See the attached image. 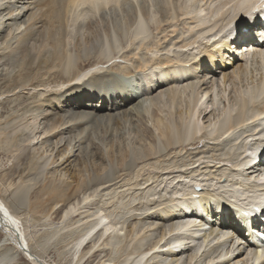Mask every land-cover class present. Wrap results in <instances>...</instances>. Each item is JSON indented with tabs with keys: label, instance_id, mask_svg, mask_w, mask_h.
Instances as JSON below:
<instances>
[{
	"label": "bare ground",
	"instance_id": "bare-ground-1",
	"mask_svg": "<svg viewBox=\"0 0 264 264\" xmlns=\"http://www.w3.org/2000/svg\"><path fill=\"white\" fill-rule=\"evenodd\" d=\"M220 1L221 0L219 1L217 0L216 2L218 3L215 2V4H212L213 3V0H212L211 5L209 4L210 5L209 6L207 5V3H205V0H200V1L199 0L197 1L196 0H152L153 3L151 2V0H0V30L3 27H5L6 24L9 25L12 28L11 34L9 33L10 34L9 37L17 39V41L12 46L10 44L7 45L8 47L7 50L5 49L4 46H2V49H0V56H2L3 58L11 57L13 59L12 60L13 64L18 66L17 69L16 67H14L16 70L14 71V73H12V75L10 74L11 76L9 75L10 77L7 79L6 87L9 88L8 90L11 89L10 91L12 92V90L14 91L16 89H21V88L22 89H36L34 93V100H32L33 102L31 101L32 103H30L31 105L30 107L31 108L36 107V109L40 108L41 110L43 109L42 117L44 118L50 114V112L44 110L45 109L43 107L44 101L46 99L50 100V98L48 95L44 99L41 98L42 97L40 96L41 92L39 93L38 91L39 90L38 88H40L38 87V84L39 82H42V79L40 77L41 81L37 79L38 82H36L33 79L35 78L34 77L35 74H38L39 72L43 71L42 73L44 75V71H46V72H49L50 75L51 74L58 75L62 79H68L65 81H69L73 77H76L74 79L79 78V80H77V83L78 85L82 86V87H79V89L75 91L78 94L71 93L72 95H70L69 97H66L63 95L61 97L51 99V102L54 101V103H58L60 105L61 110H64V109L65 110L77 109V110L71 111L72 115L70 114L67 115L65 119L61 118L63 116L61 117L58 116L55 120L56 123L51 124L52 126L51 129L48 128L50 129V131H48L47 128H45L47 131L44 130V127H43V130L46 132L44 131L42 132L46 134L47 132L48 134L50 132L53 136H56L57 134H60L61 131L63 132L64 129L69 128L71 131H73L72 132L73 136L72 138H70L69 136L70 139H69L68 144L72 142V139L75 141V143L78 142V144L79 142L84 143L85 140H87L86 142L87 146H89L90 144V146H92L93 149L96 150L95 152L96 155L101 154L103 156L102 149L100 148L98 143L97 144L95 143L96 139L98 138L97 134H99L97 127L95 128V130H93L95 125H101L102 123H104L106 126H109V128H111L112 124L119 125L126 120H129V122H133L132 127H134V129L136 125L137 126L143 125L144 131H142V134L145 135L149 139L151 144L148 145V148L147 147L144 148V144H142L141 142L143 138L141 136H138V137L136 136V137H133V140L130 143V146L132 144V149H131L132 153H130V148H129L130 146L128 147L127 143H123L124 151H122L118 145L117 149L120 152H122V153H119L120 154L119 161L121 160L120 162H123V158H124L125 164L121 163L122 165L121 166L119 165L120 166L119 172L117 170H115V172H112L111 169L109 170L107 169V172L105 171L104 173L105 175L101 177V182H103L104 184L105 183L108 184V182H112L117 177H120L123 171L129 173V171L132 170L134 172L135 167L139 166L138 164H143V162L145 161L148 162V160L150 162L151 159L152 160L153 158L156 159L155 157H157V159L160 157L163 158L167 153H170L172 150H176V148L178 149L180 147H184V148L205 147L207 149L209 148L212 151L217 150V149H221V150L223 149L226 152V155H220V154H216L214 151L212 153L213 155H211L210 157L214 163L211 162V164L208 165L209 167L207 171H206V168L203 166L204 164H201L200 167L195 169V172H192L189 174L182 173V177L187 181V184H186V181H184L183 184H186L188 189L182 190V191H181V188L173 189V190H177L174 192L175 195L177 196L176 199L171 200V196L168 195L167 192H166L167 194L160 192L163 194V195L161 194L162 196L159 193L158 196H160L161 199L156 197V199H159L160 201L158 200V203L155 206L158 207L159 203L164 202V204L161 203L164 206H162V208L159 207L158 209L160 211V215L165 218L169 217L171 219V221L169 220L170 223L167 224L168 221L165 223L167 224L166 228L170 227L172 231L174 229H175L174 231H177V232L172 233L173 236L172 235H170L171 237L169 236L170 238L168 239L167 242L164 241L165 244L167 245V246L165 245L166 247L163 246L164 248H160L163 244L158 245V242H156V243H153V245L151 244L150 250H146L143 247L144 243L146 242V239H145V237H147L146 233L143 235H140L136 239L131 240L130 242L129 240L124 242L123 239L124 238L126 239V237L122 236L121 232L119 231L116 232L118 229L114 231L116 228L115 226L117 224L115 225L112 223L114 218L111 219L110 216L112 215V213L110 212L111 210L109 211V208L107 207L109 212L107 210H106L107 212L105 210H104L105 212L104 211L98 212L95 219L91 223H89L88 226L82 229L79 232V234L76 235L71 245V248H73V251L77 250L81 242L86 240L83 244L84 246L88 242L87 239L91 236L92 233H94V230L96 228L98 229L101 228L102 230L99 233L98 238L99 239H101V237L104 239L109 238L111 241H113V242H109L110 243L109 245H111L109 246L110 247L109 252L112 254L111 257H113L115 253H118L119 256L120 255L123 256V257L120 256L121 258L117 257V262H115L116 264H144L143 262L146 258H148L149 254L151 255L153 254V252H158V251L162 253L161 254L162 256L159 255L158 256L159 258L157 257L159 261L163 262L164 260L165 261L164 263L166 264V260H167L166 258L170 256L169 258L172 260V263L170 262L171 260L169 261V263L178 264L179 263L178 261L180 259H178L177 256L178 255L180 256L181 253H184V251L186 250H190L191 252L190 258H188L189 261H186V263L187 262L190 263L192 261L195 262L197 260L196 259L197 253L201 254L199 251L206 248L205 245H207V242L210 241V239L211 240L213 239V238H209L210 235L215 234L214 231H216L218 232V237H216L217 241L219 239V240H222L221 241L222 243H225L226 240L228 242L232 240L233 241L232 245H235L236 243L235 245L236 247L234 249L231 248L232 249V250L230 249L231 252L229 251V248L228 249L226 248L227 250L225 249L226 251L223 252L222 249L220 250L217 247L219 244H222L221 242H219L218 244H216V246H214L215 248L212 250V252L214 253L215 251L219 250V253H216L217 254L216 257L224 261L233 260V262H237L239 260V258L237 257L240 255V253H242L239 249H237V247L239 248L240 244L244 246L245 248L246 247L248 248L249 246L251 247L252 242L256 239L255 237L256 236L255 232L257 231L256 228L254 229L255 231H251L250 235H245L246 233L245 234L240 233V229H236L235 227L232 228L235 225V223H233V226L230 227V225L232 224L230 223V220H227L228 209L225 205H222L218 201V199H215L213 201L215 202V205H217L216 207L218 208H214V209L211 208L210 211H207V208L210 207L209 206L210 204L204 199L207 195L210 194L209 190L199 192L200 195H202V197L199 196L198 199L196 198L197 196H195L193 191L191 190V183L197 182V179L194 178L196 174L206 175L207 177H210V178L212 176L215 177L218 175L216 178L219 179L220 176H222L223 174H226V172L224 171L225 167H228L229 169H231L232 172H229V175L235 174L236 172L240 170V168L243 169L245 165V160H241V158H242V151L246 147V145L244 144L241 145V148L237 151L236 157L238 158V161L226 163V161H228L229 158L234 156V152L231 150L232 144L236 145L234 142L230 143V138L236 137L237 134L241 132V130L246 131V130H249L252 126H256L258 124L261 125L262 124L261 120H263V118L260 120L257 117L258 115L257 110L258 108H261V109L264 108V98L260 99V96H259L256 99H251L249 102L247 99L248 90H250L251 96L254 95L255 92L259 90V87L263 84V81H264V69H263L264 65L263 67H260L258 65L259 66L258 67L255 64V62H257L258 60L257 58L259 59L261 58L264 61L263 59L264 58L263 26L258 25V27L256 26L251 27V29L253 30L252 33L254 34L253 37H248L246 35V32H243L242 29L240 30L239 28H243L244 26H246L248 22L250 8L253 6L258 7L259 9L264 7V1L259 0L261 2L254 1L253 3H251L253 0H233V3L230 7L227 6L229 4L226 5L228 9H226L225 11H223L224 7H221L222 1L221 2ZM223 2H225V0ZM204 4H206L209 7L207 8V10L210 9L207 13L208 15L210 14V17L208 19H210L211 21V17H213L212 19L214 20L212 24H214V21H216L215 23L218 25L217 26L216 24H214L212 27H214L215 29L213 28V30L212 28H210L211 30L210 29L207 30L204 27V29H206L204 30L205 32L203 31L202 29L203 27L201 25L207 20L206 18L208 17V16L206 17V15L201 12L202 11L201 7L206 6ZM151 8H153L154 9L153 11H156V13L158 14L157 20L152 15L154 12L152 13ZM204 8L203 10L206 11V9ZM86 10L91 11V13L98 12L97 14L98 18L97 17L89 18L86 22H84L85 27H86L85 29L86 33L82 34V36L80 35V39H78L76 45H74L75 47V51L73 52L74 53L73 57L75 58L74 63L78 61L77 66H79L80 64L83 65L87 63L88 64L92 63L90 59L92 56L95 55L96 52L102 54L100 58H102L103 61H100V62L107 63L106 61L108 62L111 61V63L108 64V66L106 64V67L103 66L104 64H97V63L94 64L92 69H95V71L90 75V77L88 78L89 80L88 79L86 80L85 79L86 77L84 79L80 78V77H84V75L87 74V72L83 74L82 72L84 71L80 72L79 70H76L75 73L71 75V73H73V72L70 73V70L72 69L70 67V64L72 62V55L66 49L65 39H64V34L67 30V23H68L69 16H71V14L72 15L75 14V16L78 17V15L84 13V11ZM188 13L192 15H189ZM22 16H25V17L21 19V21H23V24L21 25L22 22L20 23L18 19H20ZM76 17H74L73 15V19ZM182 17H185V18L190 17V20H194L193 24L197 22L200 23L199 25L201 26L198 25V28L202 27L201 28L202 32L198 31V34L202 33L201 36H203L204 38L203 40L201 38L202 42L199 46H196L193 44L191 45L190 43H192V41L190 42V41L182 40L181 38H184V37H181L180 39L176 38L177 35L174 34V32H176L177 28L175 29L173 25H175L176 21H178L179 19H182ZM73 19L71 18L70 20H73ZM153 19H155L157 22L155 23L156 25H155L154 30H156L157 34H161L163 40L161 41L160 46H159V54L156 53L152 56L149 55L147 57L146 52L147 51L153 52L155 48L154 45H150V41L148 42V39H147L148 38L147 37L148 35L147 23L149 21H153ZM74 20H73V23H74ZM99 24L100 25L102 24L103 27L100 26L101 27L100 28ZM210 25L211 24H209L208 26ZM208 26L206 27L208 28ZM98 27L100 29H98ZM188 27L190 28L191 25ZM194 27L195 26L193 25V28L191 29L192 32H193ZM195 28H196V33H197V27ZM234 29H235V36H229V34L232 33ZM128 32L131 33L134 40H136L135 43H137L136 46L129 48L128 53H126L127 58L129 56V58L133 59V61L130 59L129 60L125 59L124 61L122 60L123 62H121V64L119 62V66H118L116 65V63L112 62L113 58L110 60L108 56H110L111 50L114 51L113 55H116L115 54L116 52L121 53V52H118L119 50H117V47L120 44H122V39L124 38L125 35H127ZM220 32H223L222 35L216 37V35H218V33ZM34 33L40 34V37H41L40 43L42 44L45 42L47 44V47L42 48L41 45L36 46V44L33 47L30 45H24L22 43V41L25 38L31 37ZM181 33L183 32L181 31L180 34ZM187 33L186 35L191 34V33L190 34L189 33L187 34ZM166 34L171 35L168 46L171 44V48L176 50L174 54L160 53V48L162 47L164 43L165 37H167L165 36ZM195 37H193L194 41L197 40V39L195 40ZM158 42L159 40L157 37L156 44ZM194 46H196V48H199V51L195 54L190 52L191 48H194ZM240 47H243V48L241 49L240 52H237L238 48ZM17 48L19 49V52L21 53L19 57H17L16 55ZM141 50L143 51V54L140 53ZM191 53L193 55H190ZM123 54L121 53L119 55L123 56ZM156 55H159L157 59L155 58ZM246 59H247V62L245 61ZM261 59L260 61L262 62ZM114 60H116V58ZM203 63H207L208 66L203 65L204 66L203 68L202 66H199V64H203ZM60 67L63 73L59 71ZM198 68L199 69L202 68L205 70H202V72H199ZM248 70H249V75H248L249 79L244 80L242 76H244V74ZM46 72H45V75H47ZM218 73L220 74V77H216ZM43 75L41 74L40 76L43 77ZM50 75H48V77ZM235 75L240 79L241 85L244 86L243 89H240L238 91L239 93L230 96V101H229V104L227 105L230 107V109L226 111L227 113L225 114L223 118L214 122V124L212 125V128H208L207 131H202L199 133V135H196L198 134L197 132L203 130L201 128L200 123L196 119L195 112L198 110L197 108L198 101L203 95L207 93V92L206 93L204 92L205 91L204 89H207V91H209L210 86H211V85L209 86L210 80H213V78H214L215 84H217L218 80L222 81V83H226V81H228L232 76H235ZM45 82L47 83V81ZM206 82H208V84ZM29 84H31V86H29ZM247 85H250L249 87L251 88L248 89ZM194 88L196 89L195 90L196 93H194ZM187 90L189 91L187 92ZM183 92L185 95H187V96H184L185 99L183 100L185 102L184 110H182L183 106L181 105V102L179 103L180 100L182 101L181 94ZM217 93L215 94V96H218ZM30 95L32 96V94ZM206 95L207 96H204V97L210 98V101H212V103L215 101L213 99L214 96L212 95L211 91H209L208 94ZM100 96H102V99L100 98ZM63 99L65 100V102ZM91 99L93 100L90 101ZM233 99L239 101V107L236 110L237 114L235 118H232L231 116H227L232 110L231 107H233L234 105V104L231 105V100ZM93 101L95 102L101 101V104L98 105L96 103H93ZM147 101L148 102L150 101L152 103L151 104L152 105L151 107L152 124L155 126V128H157L156 130L158 131L156 134V137L158 135L161 137L162 140H165L164 142L165 146H163V144L162 146H158L159 145L158 141H157L158 145L155 144L156 142H155L154 132L151 131L150 127H148L145 124V122L142 124V122L137 120L138 118H143L145 116V113H144L145 107L150 106L146 104ZM256 102L257 103L262 102V106L256 105ZM88 103H92L93 105H95L94 108H91V110H93V113H90L88 111H86L87 113H85L83 109L79 108L81 106L88 107ZM128 103L129 105L127 106ZM177 103L181 106L177 105L178 107L176 108ZM119 106H124L125 108L117 113H99L101 110L106 111V112L113 111L114 108H118ZM172 107H175V110ZM147 109H149V107ZM162 109H164L165 111L167 109L166 113L163 114L164 116L168 114V119H166L165 117V120L163 123L161 121V118L158 117V113L161 112L162 114V111H163ZM206 110L207 108H203V109H199V111L197 112L201 118L206 117L208 119V122H212L213 120H210L211 118L209 117L215 114L216 112L211 110V112L207 114L206 116L202 114ZM182 114L184 115L186 114L184 118H181ZM214 116H217V115H214ZM133 117H135L136 119H134ZM249 120H252V122L254 121V125H252V123ZM59 123L62 124L61 129L59 126L61 124ZM56 125L59 129L58 130L59 132L55 130ZM76 126L78 127L76 128ZM137 126H136V129H138ZM227 130L229 131L228 132L229 136H223V133ZM202 134L203 136H201ZM33 135L34 133L32 134V136ZM41 135H43V133ZM207 135H208V138H206ZM32 136L31 138L27 136L28 138L27 142L32 141L31 139H33L34 137ZM197 136H201L203 138H197ZM211 138L214 139V142L216 143L214 144V147L205 146L204 140L207 141L208 139H211ZM35 142H38V141H35ZM109 146H110V143H109ZM111 147L113 146H110V149L109 148L107 149L108 153L112 151ZM91 152H93V150ZM204 152L206 153V151H204V148H203L202 153ZM130 154L131 156H129ZM262 156H264V151L262 152ZM65 157L66 158L62 160L63 161L62 163H64L66 160L69 159L68 156H65ZM204 159L206 158L204 157ZM203 160L202 161L200 160V163H204ZM227 164H229L231 167L229 165L226 166ZM222 165L224 167H222ZM141 166L143 167L144 165H141ZM164 166L163 167L161 165L160 167L157 166L158 168L156 169L157 170L159 169V171L157 172L160 173V175L162 176V181H164L165 183L167 182L166 179H168L167 175H169L170 173L169 171H167V169L165 170L166 167ZM142 167H140V169L138 168L137 172L140 171ZM237 167H238V170H235V168ZM165 171L167 172L166 178H164ZM241 172H238V173L243 174V176L244 174H246L244 169ZM29 174L30 172L27 173L26 175L22 174L25 177H22V179L20 178L21 179L20 182L22 183L24 188H28L26 186L30 183L31 176H29ZM70 176L73 178V180L71 181H75L74 184H72L71 182L62 184L59 182L45 181L39 187V192L45 195V199L56 202V200L73 196L76 191L81 189V185L83 184L87 185L85 178H82L81 180H79V176L76 175V173H72ZM146 176H148L149 178H147ZM146 176H145L146 178L144 176L143 177L147 181L150 179V175H148L147 173ZM97 177L98 176H94L91 181L99 182V178ZM143 177H141V180L138 181L139 186L138 185L134 186L135 190H132L133 193L137 190H141V192L142 191L144 192L143 194H141L139 193L140 191H138V193L134 194V195L137 194V196L133 195L136 198H134V200L131 199L133 202L136 203L137 206L135 205V203H134V206L137 209L138 208L143 209L142 205L144 204L143 203L144 200H142L141 198L139 200V198H137L138 195L141 194L140 197L141 196L144 197L143 195L147 192L145 190L146 188L147 190H149L148 193H146V197L151 196L154 192L149 187H146L144 185L145 182L144 183L142 182ZM171 179L170 181L173 182L176 179H182V178L179 177L178 173H176V176L174 174V177H172ZM216 182H219V180H216ZM126 183L128 184V182ZM142 184L145 187H141L140 185ZM177 185L175 186L177 187ZM21 187L22 186L14 189L13 191L14 195L20 193V189L22 190L23 188ZM140 187L142 189H140ZM6 189L8 190V188ZM10 194H12L11 191H10ZM181 196H183V198H181ZM12 198L14 199V201H16V198L18 197L13 196ZM153 198L154 197H150L149 201L151 199L153 200ZM175 200L176 201L179 200L181 204L183 203L185 205H177L176 202L173 203V201ZM127 201L128 200L124 198V199H120V201H118L117 203L115 202L113 203H115L116 206L119 205L118 207L125 208V206H127L128 204ZM39 202H41V200H38V199L35 201H32L30 202V206H37ZM130 203L132 202L130 201ZM113 205L111 208H113ZM199 205H201L202 210L206 212L208 216L212 214V215H216L218 219L221 218L220 220L216 219L217 221L215 222L210 221V223L214 224L215 226L213 225L209 226V218L201 217L205 213L200 211ZM130 207H132V204ZM130 207H127V208H130ZM123 208H118L117 210L116 209L115 210L118 211L120 209L121 211V209L123 210ZM132 209H135V208H132ZM218 209H222L224 211L223 216L222 215L220 216L218 214L219 212ZM0 210L3 212V215H4L3 219L0 217V225H2L5 231L7 232L8 234L7 237L14 240V243L16 246V247L14 246L15 248H18L21 251L26 250L25 240H23L22 237L19 236V232L17 234L18 236H16L15 234L16 229H11V228L16 227V220L9 214L8 210L4 209V206L2 204H0ZM68 211L69 210L67 208H62L59 218L61 220L65 219L67 217ZM131 211L128 209V212H131ZM140 211H143V210H140ZM231 228L233 229V231ZM207 230L209 231V233H207ZM47 236H50V234L45 235V238H47ZM52 236L54 235L51 234L50 237ZM160 236H163V234H161ZM233 237H235V239H232ZM207 239L208 241L206 242ZM201 242H203L202 245H201ZM3 247L4 248L1 249L2 251H0V264L2 263L10 264L11 262L10 257L12 255L9 249L10 247L7 248V245L6 247L5 245ZM16 251L17 249L15 250V252ZM228 252H229V255H227ZM254 252L255 253H252V254H253V258L255 259V262L256 261L260 262L261 260L262 261L261 264H264V246L257 247V249L254 250ZM207 253H208V250H207ZM130 254L133 255L132 258L131 257L129 258ZM26 256L29 258V255H26ZM210 257L213 260H217V259H214L215 256L214 257L210 256ZM108 258L109 257H107V259L104 258L100 260L98 264H109ZM244 258H242L241 260H245ZM36 259L38 260V258ZM233 262H230V263L233 264ZM31 264H34V263H31ZM194 264H196V262Z\"/></svg>",
	"mask_w": 264,
	"mask_h": 264
},
{
	"label": "rangeland",
	"instance_id": "rangeland-1",
	"mask_svg": "<svg viewBox=\"0 0 264 264\" xmlns=\"http://www.w3.org/2000/svg\"><path fill=\"white\" fill-rule=\"evenodd\" d=\"M206 1L207 0H205V3H207V5H209V4L211 5L212 0L211 1L208 0L209 2L208 1L206 2ZM216 1L217 0H215V1L213 0L212 4H215ZM221 1H222V4L225 6L227 4H229V5H227L229 7L233 3V0H231V1L225 0V2L227 1L226 3L223 2L224 0H221ZM151 2H152V0H151ZM216 3H218V2H216ZM222 4H221V7H224V10L222 9L223 11L228 9L227 6L225 8V6H223ZM204 5H206V4H204ZM206 6L201 7L202 8L201 12L203 14H205L206 17L208 16L206 18L208 21L206 20L207 22L205 21L204 23L201 24L203 28L202 27L198 28V25L200 24L199 22L193 24L194 20H190V17H186V18L182 17V19H179L178 21L175 20L176 23L173 26L175 29L177 28L176 32H174V34L177 35L176 38L180 39L181 37H184L185 39L184 38H181V39L185 40V41H190V42L192 41V43H190L191 45L193 44V45L199 46L201 44L204 37L201 36L202 33L198 34V31L202 32V29L204 31V30H206V29L208 30L210 28H212V30H213L214 27H212V26L214 24H216L215 23L216 21H214V24H212L213 20H214V19H212L213 17H211L212 22L210 21V19H208L210 17V14L208 15L207 13L210 9L207 10V8H209V7L208 6L206 7ZM204 7H206V8H204ZM203 8L206 9L207 12L205 10H203ZM153 10L154 9L151 8L152 13L154 12L152 15L157 20L158 14L156 13V11H153ZM97 14H98V12H95V13L92 12L91 13V11L86 10V11H84V13L78 15V17H76L75 14H73L74 17H76V18H74L75 20L73 19V15L71 14V16H69V19H68L67 30L64 34L66 49L72 55V62L70 64V67L72 69L70 70V73L73 72V73H71V75H72L75 73L76 70H79L80 72L84 71V72H82L83 74L85 72H87L88 75L86 74V75H84V77H80L82 79H84L86 77L85 78L86 80L95 71V69H92L94 64H96V63L97 64H104L103 66L106 67V64L108 66V64L111 63V61L110 62L106 61L107 63L100 62V61H103V59L100 58L102 54L97 53V52L90 59L92 63H89V64L87 63V64H83V65L80 64L79 66H77L78 61L76 63H74L75 62V58L73 57V55H74L73 52L75 51L74 45H76L78 39H80V35L82 36V34L86 33V30H85L86 27H85L84 22H86L89 18H94V17L98 18ZM189 15H192V14H189ZM24 17L25 16H22L20 19H18V21L20 23L22 22L21 25L23 24V21H21V19H23ZM71 18L74 20V23H73V20H70ZM155 19H153V21H149L147 23V32H148V35H147L148 38L147 39H148V42L150 41V45L155 46L153 52H151V51L146 52L147 57L149 55L152 56L156 53L159 54V46H160L161 41L163 40L161 34H157L156 30H154L155 25H156L155 23H157ZM16 21H17V19H16ZM82 22L84 25L82 24ZM195 22H196V20H195ZM205 23L206 24L208 23V24L206 25ZM81 24H82V26H81ZM209 24H211V25L208 26ZM6 25H5V27H3L0 30V46H1L0 49H2V46H4L5 49L7 50L8 49L7 45L10 44L12 46L17 41V39L9 37L11 34V31H12V28L9 25H7L8 26L7 27ZM190 25H191V27L189 28L188 26H190ZM193 25L195 27H197V33H196L195 27H194L195 30L193 29V32H192L191 29L193 28ZM201 25H199V26H201ZM100 26L103 27L102 24L101 25L99 24V27ZM206 26H208V28ZM217 26H216V28H217ZM99 27H98V29L101 28V27L100 28ZM204 27L206 29H204ZM180 29L183 32L181 34H180V32H181ZM188 30H189V32H188ZM234 31H235V29H234ZM234 31L232 32L233 34H234ZM251 31H252L251 28L246 29V32L248 33V35L254 36V34L251 33ZM187 32L189 34L191 33L190 34L191 36L186 35ZM184 33H185V35H184ZM194 33H196V34H194ZM193 34L197 37H195ZM165 36H167V37H165L164 43H163L162 47L160 48V53L174 54L176 52V50L171 48V44L168 46L169 39H170L171 35L166 34ZM187 36H189V37H187ZM157 37H158L159 42L156 44ZM193 37H195V40L196 39L197 40L194 41ZM186 38H187V40H186ZM201 38H202V40H201ZM40 40H41L40 34L34 33L31 37L25 38L22 41V43L24 45H30L33 47L35 44H36V46L41 45L42 48L47 47V44L45 42L41 44ZM135 42H136V40H134L131 33L128 32L127 35H125L124 38L122 39V44H120L117 47V50H119L118 52H121L122 54L124 53L123 56L119 55L121 53H117V52L115 53L116 55L118 54L117 56L113 55L114 51L111 50L112 55L110 53V56H108V58H110V60L113 58L112 62L116 63V65L119 66V62L121 64V62H123L125 59L126 60L130 59L129 56L127 58L126 53H128L129 48H132V47L137 45V43H135ZM196 46H194V48H191L190 52H192L193 54H195L199 51V48H196ZM242 48L243 47L238 48L237 52H240ZM140 53L143 54V51L141 50ZM192 53L190 55H193ZM20 54L21 53L19 52V49L17 48V50H16L17 57H19ZM158 56L159 55H156L155 58L157 59ZM115 58H116V60H114ZM247 59L245 60L246 62H247ZM257 59H258L257 60L258 63L255 62V64L257 66L259 65L260 67H263L264 61L260 58L263 62L262 63L259 58H257ZM12 60L13 59L11 57L3 58L2 56H0V204H2L4 206V209L8 210L9 214L16 220V227L17 228L15 227V229L19 232V236L22 237L23 240H25L26 250H24V252H22L23 253L22 254L18 248H15L16 246H15L14 240L7 237V235H8L7 232L5 231L4 227L2 225H0V245H1L0 251H2L1 249L4 248L3 247L4 245H5V247L7 245V248L10 247L9 249L13 255V256L11 255V257H10V261H11V262L9 261L10 264H15V263L27 264V262H28V264H31V263L44 264V262H46L47 264H98L100 262V260H102L104 258L107 259V257H109L108 258L109 264H116L115 262H117V257H120L121 255L119 256L118 253H115V255H113V257H111L112 254L109 252V250H110L109 246H111V245H109L110 244L109 242H113V241H111L109 238H106V239H104L102 237H101V239L98 238L99 233L102 230L101 228L97 229L94 233L91 234V236L87 239L88 242L84 246L82 245L76 251H73V248H71L72 242H73L74 238L76 237V235L79 234V232L82 229H84L86 226H88L89 223H91L95 219L98 212H100V211L103 212L104 210L108 211V208H109V211L111 210L110 212L112 213V215L110 216L111 219L114 218L112 223L115 225L117 224L115 226L116 227L115 230L114 229L113 230L116 231L118 229L116 232L119 231V232H121L122 236L126 237V239L125 238L123 239L124 242L127 240H129V242H130L131 240L136 239L140 235H143L146 233L147 234V237H145L146 242L143 245V247L146 250H150L151 244L153 245V243H156V242H158V245L163 244L160 248L166 247L167 245L165 244V242H167L168 239L171 237L170 235L173 236L172 233L177 232V231H174L175 229L172 231L170 229V227H168L169 229L166 228L167 224L170 223L171 219L169 217L165 218V217L160 215V211L158 209H159V207L162 208V206H164V205H162V204H164V202L163 203L161 202L162 204L159 203L158 207L155 206L158 203V200L161 199L160 196H158L160 192H162V193L167 192L169 195L168 191L162 190V185L164 184V187H167L168 185L176 187L175 185L178 184L179 186L177 185V187H181V191L187 190L188 187L186 184L182 185L179 182L173 183L170 181V179L172 177H174V174L176 176V173H178L179 177L184 179L182 177V173L183 174H185V173L189 174V173L195 172V169L200 167L201 164H204L203 166L206 168V171H207V169L209 167L208 165H210L211 162L214 163L213 160L210 158L211 155H213L212 153L215 151L216 154L226 155L225 150L217 149V150L212 151L208 148L210 150L209 151L205 147H189V148L180 147L181 149L176 148V150H172L170 153H167L163 158L160 157L162 159H160V158L157 159V157H155L156 159L153 158L154 161L151 159L150 162L148 160V162L145 161V162H143V164H138L139 166L135 167L134 172L132 170L129 171V173L123 171L120 177H117L115 180H113L115 182L112 181L113 183L108 182V184L107 183L104 184L103 182H101V177L105 175L104 173H105V171L107 172V169L108 170L111 169L112 172H115V170H117L119 172L120 166L122 164H125L124 158H123V162H120L121 160L119 161V159H120L119 153H122V152H120L117 149L118 145L121 148V150L124 151V144L123 143H127V146L129 147L130 143L133 140V137H136V136L137 137L141 136L143 138L141 142H142V144H144V148H146V147L148 148V145L151 144L149 139L145 135L142 134V131H144L143 125L142 126L136 125L138 129H136V126L134 129V127H132L133 122H129V120H126L119 125L112 124L111 128H109V126H106L104 123H102L101 125H95L93 130H95V128L97 127L98 131H99V134H97L98 138L96 139L95 143L96 144L98 143V145L102 149L103 156L101 154L96 155L95 154L96 150L93 149V147L90 146V144H89V146H87V144H86L87 140H85L84 143L79 142V144H80L79 145L78 142L75 143V141L72 139V142H70L68 144L69 139L72 138V136H73V133H72L73 131H71L69 128L64 129L63 132L61 131L60 134H57L56 136H53L50 132H49V134H48V132L46 134V133H44L47 131L45 128L51 129V127H52L51 124L56 123L55 120L58 116L59 117L63 116L61 118L65 119V117H67V115H69V114L72 115L71 111L77 110V109H72V110L69 109L70 111L65 110V109L61 110L60 105L58 103H54V101L51 102V99L61 97L63 95L66 97H69L70 95H72L71 93L78 94L75 91L77 89H79V87H82L81 85H78V83H77V80H79V78L74 79L76 77H73L69 81H65L68 79H62L58 75H53V74L50 75L49 72H46V71H44V75L42 73L43 71L39 72L38 74H35V76H34L35 78H33V79L36 82H38L37 79L39 81H41V79H42V82H39V84H38V87H40V88H38L39 89L38 91H39V93L41 92V95H40V96H42L41 98L44 99L47 95L50 98V100L46 99L44 101V106H43L45 108L44 110L50 112V114L43 118L42 117L43 109L41 110L40 108L36 109V107L35 108L30 107L31 106L30 103H32L33 102L32 100H34V93H35L36 89H22L21 88V89H16L14 91L12 90V92H11L10 91L11 89L8 90L9 88L6 87L7 79L12 75V73H14V71L18 67L17 65L13 64ZM130 60L133 61V59H130ZM203 65L208 66L207 63L200 64L199 66H202V68H203L204 67ZM87 66H88V69H87ZM14 67H16V69ZM202 68L201 69L198 68L199 69L198 71L202 72V70H205ZM59 69H60L59 71L63 73V71L61 70V67ZM159 69H160V67H159ZM45 72L47 75H45ZM41 74L43 75V77L40 76ZM83 74H81V75H83ZM48 75H50V76L48 77ZM248 75H249V70L244 74V76H242V78L244 80L249 79ZM38 76H39V78H38ZM53 76H55V77H53ZM40 77H41V79H40ZM206 77H207V75H206ZM216 77H220V74L218 73ZM45 79H47V80H45ZM243 79H242V81H243ZM45 81H47V83ZM208 82H206V83L208 84ZM218 82L219 83L215 84L214 78H213V80H210V84H209V86L211 85L209 91L212 92V95L214 96V97L213 96L212 97L215 101L212 103V101L208 100L207 97H204V96H207L206 94H208V92H209V91H207V89H204L205 91L204 90L203 91L205 93L206 92L207 93L200 98V100L198 101V104H197V108H198L197 111H199V109L207 108V110L204 113H202L206 116H207V114H209L211 112V110L216 112L213 115L210 114L211 116L209 118H212V117H214V115H217L218 112H217V109L215 108V105H217V103H219L218 108L221 107V109L224 108L225 110L230 109V107L227 106L229 104V101H230V96L239 93L238 91L240 89H243V87H244L241 85V81L236 75L232 76L228 81H226V83H222V81H219V80H218ZM57 83H59V84H57ZM42 84H43V86H42ZM44 84H46V85H44ZM29 86H31V84H29ZM7 90H8V92H7ZM195 90L196 89L194 88V93H196ZM216 90L218 91V93ZM18 91H20V92H18ZM188 91L189 90H187V92ZM216 93L218 94V96H215ZM30 94H32V96ZM181 96H182V101L180 100L179 103L181 102V105L183 106L182 110H184V103L185 102L183 100L185 99L184 96H187V95H185L183 92L181 94ZM94 97H96V96H94ZM100 98L102 99V96H100ZM217 98H219V99H217ZM92 100L93 99H91L90 101H92ZM64 102H65V100H64ZM147 102H146V104H148L150 106H147V105H145L147 107L144 106L145 107V110H144L145 116L143 117L144 119L137 117L138 118L137 120L142 122V124L145 122V124L148 127H150L151 131L154 132L155 142H156L155 144H157V141H158V144H159V145L157 144L158 146H162V144H163V146H165L164 145L165 140H162L161 137L158 135L156 137V134L158 131L156 130L157 128H155V126L152 124V116H151L152 115V111H151V107H152L151 104L152 103L150 101L148 103ZM93 103L100 105L101 101H96V102L93 101ZM140 104H141V102H140ZM128 105H129V103L127 104V106ZM177 105H179V104L178 103L176 104V108L178 107ZM181 105H179V106H181ZM257 105L262 106V102L257 103ZM94 107H95V105H93L92 103H88V107L81 106L79 108L83 109V111L85 113H87L86 111L93 113V110H91V108H94ZM148 107L150 110L147 109ZM124 108H125L124 106H119L118 108H114L113 111L106 112V111L101 110L99 113H117V112L123 110ZM172 108L175 110V107H172ZM231 108H233V107H231ZM146 110H147V112H146ZM162 110H163L162 114H161V112L158 113V117L161 118V121L163 123L165 120V117H166V119H168V114L166 116H164L163 114L166 113L167 109H166V111L164 109H162ZM197 111L195 112L196 113L195 114L196 119L200 123L201 128L204 129L209 125L208 119L206 117H205L206 119L205 118L200 119ZM149 113H151V114H149ZM185 115L182 114L181 118H184ZM173 116H174V114H173ZM133 118L136 119L135 117H133ZM249 121L252 123V125H254V121L253 122H252V120H249ZM59 124H61V123H59ZM57 125H58V123H57ZM57 125L55 127V130L58 131L59 129H58ZM59 126L61 129L62 124ZM43 127H44V130H46V131L43 130ZM77 127L78 126H76V128ZM50 129H48V131H50ZM42 131H44V132H42ZM92 131H91V133H92ZM33 133H34V135H33L34 137L32 136ZM42 133H43V135H41ZM203 134L201 136H203ZM30 135L33 137V139H31L32 140L31 142H27V140H28L27 136L29 138H31ZM46 135H47V137H46ZM196 135H199V133ZM38 136L40 137V139ZM69 136H70V138H69ZM201 136H197V138H203ZM41 138H42V140L43 139L44 140L42 141ZM206 138H208V135ZM36 139H38V140H36ZM35 141H38V142H35ZM204 142H205V146H207V147H214V144H216L214 142V139H212V138L208 139L207 141L204 140ZM109 143H110V146H113V147H111L113 152L111 151L108 153L107 149L108 148L110 149ZM210 144H212V145H210ZM236 145H237L236 148L232 147V149H231L234 152V156L229 158V160L226 161V163L238 161V158L236 157V155H237V151L241 148V146H238V144H236ZM76 146H77V148H76ZM91 148H92L93 152H91L92 151ZM129 148H130V153H132L131 152L132 151L131 150L132 144ZM203 148H204V151H206V153L205 152L202 153ZM76 149H78V150H76ZM187 149H189V150H187ZM70 150H72V151H70ZM117 151H119V152H117ZM65 156H68L69 159L66 160L64 163H62L63 162L62 160H64L66 158ZM129 156H131V154ZM62 157H64V158H62ZM204 157L206 159H204ZM207 157H209V158H207ZM196 158H197V160H196ZM198 158L201 161L204 159L203 160L204 163H200V160ZM206 160H208V161H206ZM158 163H159V165H158ZM175 163H177V164H175ZM165 164L167 166L169 164V166H168L169 169ZM170 164H172V165L174 164V165L172 166ZM141 165H144L143 166L144 168ZM160 165L162 167L165 165L164 166V167H166L165 170L167 169V171H169V173H170L169 175H167V172L166 171H165L166 173L164 172V176H165L164 178H166L168 176V179H169V180L166 179L167 182H165V183H164V181H162V176L160 175V173L157 172V171H159V169L158 170L156 169V168L160 167ZM111 167H113V168H111ZM140 167H142L141 170L137 172L138 168L140 169ZM222 167H224V166L222 165ZM160 169H162V168H160ZM224 169H226V168H224ZM29 172H30L29 176H31V180H30V183L26 186L28 188H24L20 181H21L22 177H25L23 175H26ZM72 173H76V175L79 176V180H81L82 178H85V181L87 184V185H85V184L81 185V189L76 191L73 196L68 197V198H62V199L56 200V202L55 201L53 202L51 200L45 199V195L41 194L39 192V187L45 181L59 182L62 184L67 183V182H71L72 184H74L75 181H71V180H73V178L70 176ZM147 173H148V175H150V179L146 181L145 178L146 177L149 178L148 176H146ZM171 173H172V175H171ZM94 176H98L97 178H99V182L98 181H96V182L91 181ZM143 176L144 177L146 176V177L144 178ZM141 177H143L142 182L143 183L145 182L144 185L146 187H149L152 191L155 192L154 194H152L149 197H146V193H148V191H149V190H147V188L145 189L147 192L143 195L144 197H142V196L140 197V195L144 193L143 191L141 192V190H137L134 193L132 192V190H135L134 186H136V185L139 186L138 181L141 180ZM169 177H171V178H169ZM186 178H188V177H186ZM136 179H137V181H136ZM144 179H145V181H144ZM169 181H170V183H169ZM126 182H128V184ZM144 185L142 184L140 186L145 187ZM20 186L23 187V188L21 187L22 190L20 189V193L16 194L18 196L14 195V193H13L14 189H16ZM141 187H140V189H142ZM6 188H8L9 191ZM4 189H5V191H4ZM10 191L12 192V194H10ZM138 191H140L139 193H141V194H139L137 198H139V200H140V198L142 200H144L143 203L145 204V206H144V204L142 205L143 209H140V208L137 209L134 206L135 202L132 201V200H134V198H136L134 196H137V194L136 195H134V194L138 193ZM7 192H8V194H7ZM162 193H160V195ZM124 195H126V196H124ZM130 195H132V196H130ZM13 196L18 197V198H16V201H14V199L12 198ZM122 197H124L126 200H128L127 201L128 204H127V206H125L126 209L123 207H118L119 205L116 206V204H115L118 201H120V199H124ZM150 197H154L153 200L151 199L149 201ZM156 197L159 199H156ZM181 198H183V196H181ZM37 199L41 200V202H39L37 206H30V202L35 201ZM135 200H137V199H135ZM171 200H174V199L171 198ZM130 201L132 203H130ZM162 201H164V200H162ZM177 201H179V200H177ZM113 202H115V203H113ZM171 202H169V203H171ZM175 202H176V200L173 201V203H175ZM148 203H149V205H148ZM111 204L112 205L115 204V205H113L114 209L111 208L112 207ZM131 204H132V207H130ZM135 205H136V203H135ZM127 207H130V208H127ZM62 208H67L71 212L68 211L67 217L65 219L61 220L59 218V216H60ZM118 208H123V210L121 209V211H120V209H119L118 211H116ZM132 208H135V209H132ZM128 209L130 211L131 210L132 211L128 212ZM126 210H127V212H126ZM137 210H139V211L143 210V211L139 212ZM120 212H122V213H120ZM123 212H125V213H123ZM139 213H141V214H139ZM166 222H167V224H165ZM153 224H154V226H153ZM211 225L215 226L214 224L209 222V226H211ZM163 226H165V227H163ZM165 231H167V232H165ZM214 232H215V234H212L209 237V238H213L214 240L210 239L211 242L208 241V239L206 240V242L207 241L208 242H207V245H205V246L207 247L208 244L210 246L208 248V253H207V251L201 252L202 255L197 253V255H196L197 260L195 261L196 264H199V263L200 264H204V263L210 264L211 262H212L211 264H214V263L220 261V259L218 257H216V255H217L216 253H219V250L215 251L214 253L212 252V250L215 248L214 246H216V244H218L222 240L218 239V241H217L216 237H218V232H216V231H214ZM160 233L163 234V236H160L161 235ZM207 233H209L208 230H207ZM47 234H50V236L52 234L55 237L54 236H52V237L47 236V238H45V235H47ZM125 234H126V236H125ZM212 236H214V237H212ZM232 242H233L232 240L230 242H228L226 240L225 243L221 242L222 244H219L217 247L220 250L222 249L223 252L229 248V251L231 252V250L236 247L235 246L236 243H235V245H232ZM210 243H211V245H210ZM202 244H203V242H201V245ZM16 249H17V251L15 252ZM237 249H239L242 252L239 255L240 257L239 256L237 257V258H239V260L237 262H233V260H231V261L230 260L229 261L228 260H226V261L222 260L216 264H229L230 262H233V264L234 263H236V264H254V263H256V264L260 263L261 264L262 263L261 260H260V262L259 261L255 262V259H254L253 260L254 262H253V261H250L248 259V257H250L251 255L253 256V254H251V247L250 246L248 248L247 247L245 248L244 246H242L240 244L239 248L237 247ZM161 254L162 253L160 251L153 252V254H151V255L149 254L148 258H146L143 263L144 264H165L164 260H163V262L158 260V258H159L158 256ZM26 255H29V258H30L29 260L24 257ZM190 255H191L190 250L184 251V253H181L180 256L178 255L177 257H178V259H180L178 261L179 262L178 264H194L195 262H193V261L190 263H188V262L186 263V261H189L188 258H190ZM227 255H229V252L227 253ZM132 256L133 255L130 254L129 258L130 257L132 258ZM210 256H213V257L215 256L214 259H217V260H213ZM241 256H243V257H241ZM72 257H74V258H72ZM121 257H123V256H121ZM169 257L170 256H168V258ZM36 258H38V260ZM168 258H166L168 260V261L166 260V264H171L172 260L170 258L169 259ZM242 258H244L246 261L241 260ZM210 260H212V261H210ZM42 261H44V262H42ZM169 261L171 263H169ZM240 261H242L244 263H242ZM224 262H226V263H224ZM230 264H232V263H230Z\"/></svg>",
	"mask_w": 264,
	"mask_h": 264
}]
</instances>
